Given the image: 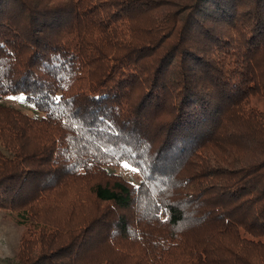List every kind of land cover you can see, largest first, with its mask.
<instances>
[{
  "label": "trees",
  "instance_id": "obj_1",
  "mask_svg": "<svg viewBox=\"0 0 264 264\" xmlns=\"http://www.w3.org/2000/svg\"><path fill=\"white\" fill-rule=\"evenodd\" d=\"M6 95L19 264H264V0H0Z\"/></svg>",
  "mask_w": 264,
  "mask_h": 264
},
{
  "label": "rangeland",
  "instance_id": "obj_2",
  "mask_svg": "<svg viewBox=\"0 0 264 264\" xmlns=\"http://www.w3.org/2000/svg\"><path fill=\"white\" fill-rule=\"evenodd\" d=\"M253 103L264 109V98L256 97ZM0 102L19 108L21 111L34 115L39 114L29 104L23 95H6L0 97ZM114 172L122 174L133 184H138L141 176L138 170L131 165L122 162L118 166L111 167ZM25 226L19 224L16 212L0 207V264H19L20 239L24 234Z\"/></svg>",
  "mask_w": 264,
  "mask_h": 264
}]
</instances>
